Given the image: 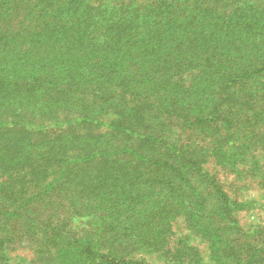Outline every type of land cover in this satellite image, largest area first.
Returning a JSON list of instances; mask_svg holds the SVG:
<instances>
[{
	"label": "trees",
	"instance_id": "obj_1",
	"mask_svg": "<svg viewBox=\"0 0 264 264\" xmlns=\"http://www.w3.org/2000/svg\"><path fill=\"white\" fill-rule=\"evenodd\" d=\"M258 150L264 0H0V264L264 263Z\"/></svg>",
	"mask_w": 264,
	"mask_h": 264
},
{
	"label": "rangeland",
	"instance_id": "obj_2",
	"mask_svg": "<svg viewBox=\"0 0 264 264\" xmlns=\"http://www.w3.org/2000/svg\"><path fill=\"white\" fill-rule=\"evenodd\" d=\"M176 131L179 135H181L180 130L177 129ZM208 136L209 135H205L206 142H204L201 140L200 136L197 137L192 134L191 138L187 139V141H198L202 144L204 143L207 149H210L211 147H215L216 143L214 139L209 138ZM261 145L262 142L259 143V146ZM249 155H250V151L248 156ZM256 155L258 158L257 160L264 159L263 157L264 151L258 150V152H256ZM260 164L262 165V161ZM203 166L205 170L207 169L208 171H210L211 174H214L215 177L224 185L227 194L232 199L255 201L252 208L237 213V218L239 219V221H241L245 225L256 224V225L264 226V189L262 188L263 186L259 185L258 182H256V180L249 181V179L245 177H240L245 175V173L236 175L233 171H231V169H228L227 167L219 164L217 162V159L213 157V155L208 154L205 156ZM248 168L249 166L242 168L243 170L241 172H244ZM175 229L178 235L186 231V225L183 219H180L175 223ZM193 238L196 242L197 241L202 242L201 244L202 253L204 254L205 259H208L207 258L208 247L204 242V240L196 236H194ZM262 238H264V233L262 234ZM24 257H29V252L18 250L14 253L13 262L15 264L17 263L26 264ZM148 258H150L154 263H160L158 257L157 258L148 257Z\"/></svg>",
	"mask_w": 264,
	"mask_h": 264
}]
</instances>
